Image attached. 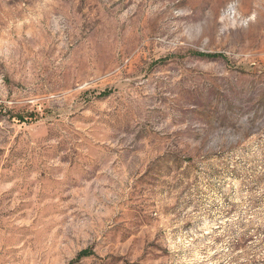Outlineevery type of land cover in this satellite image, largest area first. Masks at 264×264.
I'll use <instances>...</instances> for the list:
<instances>
[{"label":"rangeland","instance_id":"1","mask_svg":"<svg viewBox=\"0 0 264 264\" xmlns=\"http://www.w3.org/2000/svg\"><path fill=\"white\" fill-rule=\"evenodd\" d=\"M0 264H264V0H0Z\"/></svg>","mask_w":264,"mask_h":264},{"label":"trees","instance_id":"2","mask_svg":"<svg viewBox=\"0 0 264 264\" xmlns=\"http://www.w3.org/2000/svg\"><path fill=\"white\" fill-rule=\"evenodd\" d=\"M193 55L201 58H208V59H215V58H223L221 54H214V53H193ZM88 252L86 250L80 253V256L87 255Z\"/></svg>","mask_w":264,"mask_h":264}]
</instances>
